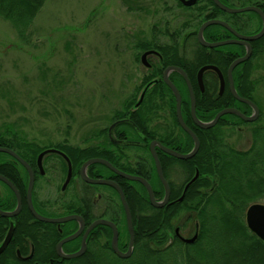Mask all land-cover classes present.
<instances>
[{
	"label": "trees",
	"instance_id": "obj_1",
	"mask_svg": "<svg viewBox=\"0 0 264 264\" xmlns=\"http://www.w3.org/2000/svg\"><path fill=\"white\" fill-rule=\"evenodd\" d=\"M130 6V2L125 0ZM47 0H0V18L9 22L17 33V37L21 40H26L30 34L38 14L42 11ZM211 6L214 5L210 0ZM203 17L196 24V32L201 25L211 19L219 18L216 14H207L205 6L199 9ZM215 10L219 11L216 7ZM243 13L242 15H244ZM247 14V13H246ZM252 16L257 17L255 13L250 12ZM236 14V16H242ZM227 16V14H225ZM252 20V19H251ZM250 22V21H249ZM260 27L254 32L257 34L262 28V21L259 18ZM236 26V25H235ZM237 28V27H236ZM221 26H210L204 33V38L210 42L223 41L228 36V32L224 33ZM200 48V53H197L192 64V68L188 69V77L194 86L197 99V116L203 122L214 120L215 116L225 108H237L246 115H251L252 109L233 98V95L227 87V91L219 95V80L213 71H208L204 76L205 94H202L198 82V69L205 65H215L226 76L229 66L237 58L244 56L245 49L237 45L223 46L216 49H206L197 41ZM254 52L251 59L238 67L234 71V82L238 93L247 99H251L257 104L254 98V93L259 80L254 79V64L253 60L264 53V37L252 43ZM215 77V83L209 82L210 77ZM186 90L188 87L184 84ZM140 91V88L138 92ZM137 102V95L134 96L127 104L124 105L122 111L117 112V118L128 117L130 108ZM258 105V104H257ZM259 106V105H258ZM260 117L253 123L244 122L242 119L234 115H226L222 117L219 123L210 130H202L193 125L191 117V109L188 107L185 120L187 125L193 130L200 142L201 147L197 155L191 160H178L186 168L191 170V174L200 171V178L187 192L184 200L181 203L173 206L172 212L157 210L147 216L141 217L140 221L135 220L137 213L142 216L147 215V212H132L134 216V226L136 227V242L133 255L129 259H120L113 253L111 248L105 252L108 257V262L105 264H247L242 257L251 256L255 260L250 261L251 264H264V241L259 239L246 225V211L254 203L264 202V117L261 106ZM176 99L173 100V116L174 125L181 132V137L173 130V138L164 139L162 134L157 131H150L149 126L144 123L136 122L137 126L146 133L149 139H158L165 143L177 144L179 139L182 141L181 152H189L194 146L193 139L182 130L176 118ZM134 119L133 117H130ZM241 125H249L251 133V142L247 149H239L229 142H226L227 134L224 131L228 127H237ZM150 134V135H149ZM177 135L178 138L174 137ZM167 144V146L169 145ZM0 147L10 148L15 150L26 162L33 168H36L38 156L43 150L49 147H41L35 142L29 141L25 137H21L17 132L8 131L0 135ZM54 147L57 150H64L68 159L73 166L75 176H79L82 165L91 158H106L103 155L101 146L92 145L86 148L75 147L69 143H62ZM161 160L164 176L168 175V157L158 152ZM152 160L151 176L148 178L152 184L155 181L157 186L153 184L156 198L159 200L164 196V188L159 179L154 160ZM62 163V173L65 176L67 173V162L63 158H55ZM116 167L123 171L131 172L130 166L126 161L118 162L109 159ZM10 161L13 163L10 166L0 165V174H4L17 186L21 194L26 196L28 188V173L24 166L15 158L6 154L0 153V162ZM94 168H103L101 165L90 166V174ZM132 170V169H131ZM118 181H130L120 178ZM137 184V183H136ZM123 186V184L121 183ZM124 187V186H123ZM127 193V191L125 190ZM12 194V192H11ZM196 210L198 212H181ZM71 212L68 209L67 212ZM74 213V212H72ZM196 214L197 226L199 229L197 242L193 246L184 245L174 235L175 220H179L184 214ZM124 214V212H123ZM22 219L26 220L27 224L35 226L37 224L44 225L45 223H34L30 215L28 207L25 205L23 211L18 216L17 225ZM0 220H6L0 218ZM1 225V223H0ZM120 233L128 236L127 221L125 214L123 221L119 224ZM76 227V223L70 222L64 226L63 233L59 230L50 233L48 244L51 247L50 256L57 258L55 253V244L69 235L71 228ZM5 232L0 231V243L4 240ZM19 229L15 233L10 246L0 255V264H35L34 261H26L18 258V250L21 255L29 254L20 243ZM30 239L34 246L38 244L41 237L40 232H35V229L29 231ZM111 237V233H110ZM170 240H173V245H169ZM50 242V243H49ZM80 239L64 245L67 252H74L80 246ZM120 249L123 250V241L120 244ZM91 250L85 253L84 256L78 259L58 261L54 264H90L86 260L89 257ZM37 256L34 257L36 259ZM99 260V259H97ZM103 264V263H96Z\"/></svg>",
	"mask_w": 264,
	"mask_h": 264
},
{
	"label": "rangeland",
	"instance_id": "obj_2",
	"mask_svg": "<svg viewBox=\"0 0 264 264\" xmlns=\"http://www.w3.org/2000/svg\"><path fill=\"white\" fill-rule=\"evenodd\" d=\"M127 1L130 6L125 0H47L26 40L17 37L12 25L0 18V135L17 132L49 148L62 143L86 148L108 142L106 132L118 119L117 112L134 96L137 100L140 96L137 85L145 68L139 62L142 48L136 43L151 32L170 28L162 23L166 19H159L166 12L160 0ZM242 16L250 22L241 25L239 32L253 35L260 27L259 20L249 12ZM253 64V77L259 80L254 98L264 117V53ZM180 93L186 117L191 96L184 85ZM172 127L181 134L175 125ZM152 129L157 131L158 126ZM249 129V125L225 128L226 142L247 149ZM127 152L135 154L133 150ZM150 154L144 150L142 155L149 167ZM66 176L61 171L49 175V181L40 180L38 197L72 194V186L60 191ZM47 183L53 184L48 191L44 189ZM153 184L157 186L155 181ZM71 213L57 208L53 216ZM242 258L248 259L247 264L255 260Z\"/></svg>",
	"mask_w": 264,
	"mask_h": 264
},
{
	"label": "flooded vegetation",
	"instance_id": "obj_3",
	"mask_svg": "<svg viewBox=\"0 0 264 264\" xmlns=\"http://www.w3.org/2000/svg\"><path fill=\"white\" fill-rule=\"evenodd\" d=\"M160 1L162 2L164 12L165 11L166 12L163 14L165 17L162 15L160 16L159 19H162V18L166 19V21L165 22L163 21L162 23H165L164 25L170 26V28L168 27L166 29L165 27H163L161 28L160 33L151 32L150 34L146 36L147 39L142 40L141 43H136V46L138 45V46H141L142 48L141 57H140L139 62L145 68V71L144 73L141 74L140 81L138 82V85H137V88H140V91H139L140 96L137 102L132 106V108H130L129 110L130 114L128 115V117H121L117 119L116 121H113V123L111 124V126H109L106 132L108 142L106 144L105 143L101 144L102 146L101 148L103 149V155L106 157L103 159L108 160L111 164L113 163L109 159H112L115 162H118L120 160H122V162L126 161L127 164L130 166L129 168H131L132 170L130 169L131 172H127V171H124V172L144 178L151 184L152 187H153L152 182L148 178H146V177H150L152 174L151 167H149L148 165V160L145 159L144 156L142 155H143L144 150L150 152L149 145L152 144L153 141L161 142L159 139L160 137H158V139H155V140L149 139L148 135L144 133L143 131H141V129L137 126L135 121L138 123L140 122L141 124L146 123L148 126H151V129H149L150 131H154L152 128L158 126V131L162 134L164 139L171 140L173 138L172 133L174 129L172 125H174V116L172 112H173V100L174 98L176 99V97H175V93L173 92V89L171 88V84L175 85V87L180 91L181 87L184 84L187 85V83L186 81H184L185 78L179 71L169 70V69L172 67L182 69L183 71H185V73L188 76L187 70L192 68V64L195 59L194 56H196L197 53H200V48L197 45V41L199 42L198 32L200 28L198 29L197 34H195L196 30L193 28L203 18L200 16L201 12L199 9L205 6L206 9H208V11L206 12L207 14L218 15L219 18L217 19L223 20L229 23V25L235 28L238 32H239V29H241V25L244 26L249 21V18H242L243 16H236V14L226 13L225 11L221 10L219 6L215 4L214 0H212L214 3V5L212 6L210 4V0H160ZM192 1L194 3L191 5L190 3ZM220 1L226 6L233 7V8L255 7V8H258L260 11H262L263 12L262 14H264V0H220ZM216 7L219 8V11L215 10ZM158 11L159 10H155L157 14H158ZM252 13H255V12H252ZM225 14H227V16H225ZM255 14L257 15V17L253 16V18H256L258 20L259 18L261 19L259 14L257 13ZM222 28H223L222 31L224 33L228 32L229 33L228 36H232V38H226L225 40L236 39V37L231 32L226 30L224 27ZM195 45H197L198 48L193 49ZM241 47L245 49V54H246V50H247L246 47L245 46H241ZM195 50L196 52H193ZM147 52L149 53L148 58H147V65H144L141 62L142 56L146 54ZM253 52H254V49H253ZM216 76L219 80V77L217 74ZM233 77H234V73H233ZM225 79H226V86L224 88L225 90L223 94L227 91V87L229 88V91H230L227 74L225 76ZM209 82L211 84H214L215 77L214 76L210 77ZM219 83H220V80H219ZM204 85H205V81H204ZM205 89H206V86H205ZM218 90H219V95H220V86ZM202 94H205V90L204 92H202ZM182 111H183V107H182ZM130 117H133L134 119ZM176 118H177V113H176ZM120 120L131 121L135 126L138 127V129H136V127L132 124L130 125L123 124V125L117 126L116 128L112 130V132H110V128L116 122ZM193 125L198 127L195 124V122H193ZM177 134L178 136H181V134L179 133ZM178 136L176 134L174 135V137L176 138H178ZM124 142L133 143L134 145H131V146L124 145L123 144ZM161 143L162 145H165V146L169 144V142H166V144L163 142ZM167 147L177 152L183 153L180 151V148H182V141L180 139H179V142H177V144L174 145L170 143ZM129 148H135V149H129ZM58 150L64 153V150H61V149H58ZM127 150L135 151V154H133L135 156H133L132 153L128 154ZM159 151L162 152V154L164 153L159 148H157V152ZM191 151L192 150H190L189 152ZM189 152H184L183 154H186ZM164 155L168 157L167 159L168 160L167 161L168 162V165H167L168 175L167 177L166 176L165 177L167 181L169 182V185H170L169 187L171 189V192H170V196H169L170 198H169V201L166 207L162 209H158V210H165V212H172L170 210L173 209V206H175L178 203H181L184 200L188 190L194 184H196V182H198L200 178V175H199L200 171L196 168V171L193 174H191V170H189V168H186L183 165H181L179 162L171 159L174 157L166 153H164ZM48 158L50 159L48 160ZM54 158H63V156H61L58 153H51V154L46 155L43 161L44 174L40 172L41 170L38 168V163L36 165V168H33L31 166L34 171L35 181H36L34 182L35 187L33 190V199H32L33 203L32 204L34 205L37 212L40 215L47 217V218H59V217L53 216V212L57 208H60V209L64 208L66 212L68 209H71V212H74V213H71L72 215L76 214V215L81 216L84 222V230L81 236L78 238L80 239V243H79L80 246L78 250L81 248L83 237L86 234L85 232H87L90 229L92 224H94L96 221H99V220H108L117 226L118 228L117 231L119 232V239L117 241L119 245V249H120V244L123 241L124 249L123 250L120 249V250L126 253V251H128L129 244H130V241H129L130 233L128 231V236H126V234L124 233L121 234L119 224L123 221L124 214L127 211L125 210L123 206V202L121 200L120 194L115 188L111 186H107V185L89 184L81 178L80 174L79 176H75V173L73 172V178L72 180H70L71 182L66 188V190H68L72 186V189H73L72 194L70 193V195L68 196H65V195L59 196L58 194H54V193H46L43 198L38 197V194L36 193V189L38 188V182L42 179L44 180L47 179L49 181L50 179V178L48 179L49 175L59 174L62 170L61 169L62 163L58 160L56 161L52 160ZM181 161H184V160H181ZM12 164L13 163H11L10 161L0 162V165L7 166V167ZM89 169L90 167L87 169V173L90 179L92 178V179L110 180V181L115 182L117 185L121 187V189L123 190L125 194V197H126L125 199L127 201V204L129 206V210L131 213L132 212H147V215L144 214L142 216H140L137 213V215L135 216L136 218L135 220L140 221L139 219H141V217H143L144 219V218H147V216L150 215L151 213L157 212V210H154L151 208L152 204L150 202L147 188H145V186L141 184L140 182H133V181H130V183L122 182V181L120 182L118 181L119 179L117 178L118 177L122 178V177L117 175L110 169H107V167H105V169L94 168L92 170V175L90 174ZM67 170H68V165H67ZM1 175L5 176L4 174H1ZM173 178H177L178 181H175ZM28 182H29V174H28ZM79 182L82 184L81 188H80ZM121 183L123 184L124 187L121 185ZM63 185L61 186V189H60L62 193L66 191V190H62ZM52 186L53 184L47 183V187H44V189L48 191L49 188H52ZM15 187L17 188L16 185ZM17 190L19 191L18 188ZM125 190L127 191V193L125 192ZM19 194H20L21 203H22V208H21V211L19 212V214H21L25 205L29 209V204L27 200V194L25 197L23 194H21L20 191H19ZM164 196H165V191H164ZM164 196L160 200L157 198V200L162 201L164 199ZM181 198L183 199L180 200ZM18 204H19V201H18L17 195L14 192V190L8 184L0 181V210L3 212H14L17 209ZM29 212L35 224L36 223H45V224L44 225L37 224L35 226H31L29 225V223L27 224L26 220L22 219L21 221H19V225L16 226L19 215H17L14 218H6L4 216H1L0 214V218L6 219V220H0V223H1L0 231L5 232L6 234L5 236H7L8 232L13 226V237H14L15 233L19 229L20 243L22 244L23 248L26 251L29 250V254L27 253L24 256L21 255L20 251L18 250V258L22 260L24 259L26 261H34L35 264H54L55 262L62 261L61 257L58 256L57 251H56L57 244L61 240L57 244H55L56 245L55 253L59 259L54 258L53 256H50L51 247L49 246L48 241L50 238L49 236L51 235L49 234L57 230H59V232L62 234L63 233L62 229H64V226H66V224L68 223L66 224L61 223V225L59 226L58 224H52V223L50 224L46 222H41L33 216L30 209H29ZM181 212H198V211L190 210V211H181ZM126 219L127 217L125 214V220ZM132 219H133V226H134L133 213H132ZM73 222L76 223V227L75 228L72 227L71 228L72 232L69 235L65 236L64 238L72 235V233L74 234V232H77L79 230L80 223H78L77 221H73ZM174 223H175V228L173 231V235L178 240H180L182 244L193 246L197 242V240L193 244H188V243H185L182 239L183 238L190 239L194 235L199 234L196 214L195 213L184 214L180 218V220L177 219L175 220ZM31 229H35V232L39 231L41 235V237L38 238L40 240L37 241L38 244L36 246H34L33 241L30 239V236H28L29 231ZM127 229H128V226H127ZM135 229L136 227L134 226V234H135V242H136V230ZM110 233H111V237H110ZM4 240L0 243V246L2 245ZM112 240H113V230L111 227L98 225L92 228L88 232V235L86 237V242H85L87 243L86 253L89 250H91V252L88 253L89 257L86 260V262L90 264H96V263L105 264L106 262H108V257L106 256L105 252L109 249V247L111 248L113 253L116 254V252L112 248ZM173 243H174L173 240H170L169 245H173ZM63 249L65 253H68V254L75 253L78 251L76 250L74 252H67L64 247ZM134 249H135V244H134L132 255L134 253ZM35 256H37L36 259H34Z\"/></svg>",
	"mask_w": 264,
	"mask_h": 264
},
{
	"label": "water",
	"instance_id": "obj_4",
	"mask_svg": "<svg viewBox=\"0 0 264 264\" xmlns=\"http://www.w3.org/2000/svg\"><path fill=\"white\" fill-rule=\"evenodd\" d=\"M215 4L217 6H219V8L223 11H225L226 13L229 14H241V13H247V12H255L257 14L260 15L261 19H262V29L259 33L255 34V35H251V36H245L241 33H239L235 28H233L232 26L229 25V23L223 21V20H219V19H211V20H207L205 21L202 26L199 29L198 32V40L199 43L202 47L207 48V49H216L218 47H223V46H229V45H239V46H245L246 47V54L238 59H236L234 62H232V64L230 65V67L228 68L227 71V79L229 81V87H230V91L233 95V98L236 99L237 101L244 103L248 106H250L253 109V113L252 115L248 116L246 114H244L242 111L238 110L237 108H225L224 110H221L214 118V120L210 121V122H203L201 121L198 116H197V99H196V94H195V89L194 86L192 84V82L190 81V79L188 78L187 74L185 73V71H183L182 69L176 68V67H172L169 70H176L179 71L185 78L184 81H186L187 83V87L191 96V117H192V121L195 122V124L204 130H210L212 128H214L220 121V119L223 116L226 115H234L237 116L238 118L242 119L244 122L247 123H253L255 121L258 120L259 116H260V109H258L259 107L250 99H247L245 97H242L235 86V82H234V78H233V73L234 70L236 69V67H238L239 65L247 62L248 60L251 59L252 54H253V48H252V43L255 41H258L260 39H262L264 37V14H262L263 12L260 11L258 8L255 7H244V8H233V7H229L226 6L225 4H223L220 0H214ZM194 2L192 1L190 4L192 5ZM210 26H221L224 27L226 30H228L229 32H231L236 39H231V40H224V41H218V42H210L208 40H206V38H204V33L206 31V29H208ZM149 53L147 52L146 54H144L142 56V63L144 65H147V58H148ZM168 70V71H169ZM207 71H214L220 80V95L223 94L224 92V88L226 86V79L224 74L222 73V71L220 69H218L217 66L215 65H205L203 66L197 75V80H198V85L200 87L201 92H204L205 90V85H204V74ZM167 77V76H166ZM168 79V78H167ZM171 88L173 89V92L175 93V97H176V113H177V119L178 122L180 124V126L182 127V130H184L187 134H189L191 136V138L194 141V147L192 149L191 152L183 154L180 152H177L165 145H162L161 142L159 141H153L152 144H150V152L153 156L154 162L156 166V170H157V174L158 177L164 187V191H165V196L164 199L162 201H158L154 192L153 187L151 186V184L145 180L142 177L139 176H135V175H131L128 174L118 168H116L113 164H111L108 160L103 159V158H91L90 160H88L87 162H85L81 169H80V176L81 178L89 183V184H93V185H107V186H111L113 188H115L118 193L120 194L121 200L123 202V206L125 208V210L127 212H125L126 217H127V224H128V230L130 233V244H129V248L128 251H126V253L122 252L119 249V245H118V239H119V232L117 231L118 228L115 224H113L112 222L108 221V220H99L96 221L94 224H92V226L90 227V229L85 232L86 234L83 237L82 240V245L81 248L75 252V253H65L63 247L65 244L73 242L74 240L78 239L81 234L83 233L84 230V222L81 216L76 215V214H71V215H66L63 217H59V218H47L44 217L42 215H40L37 210L35 209L34 205L32 204L33 201V190L35 187V174L34 171L32 169V167L30 166V164L28 162H26V160H24L17 152H15V150H12L10 148H6V147H0V153H6L10 156H12L13 158H15L19 163H21L24 168L27 170V173L29 174V185H28V190H27V200H28V204H29V209L32 212L33 216L41 221V222H46V223H52V224H58L59 226L62 224H66L69 222H73V221H77L78 223H80V228L77 232H74V234L72 233V235L62 239L58 244H57V254L59 257H61L62 261H66V260H73V259H77L80 258L82 256H84L87 251V243L86 242V237L88 235V232L98 226V225H103V226H109L112 228L113 230V240H112V248L113 250L116 252L117 256L122 258V259H128L131 257L132 252H133V248H134V244H135V234H134V226H133V219H132V213L129 210V206L127 204L126 201V197L125 194L123 192V190L121 189V187L119 185H117L115 182L110 181V180H105V179H90L88 173H87V169L92 166V165H102L107 167V169H110L111 171H113L114 173H116L117 175L121 176L122 178H125L129 181H133V182H140L141 184H143L145 186V188H147L148 194H149V198H150V202L152 204L153 207L157 208V209H162L164 207H166L168 201H169V196H170V185L169 182L167 181L166 177L164 176V170H163V166L161 163V160L159 158L158 152H157V148H159L161 151H163L164 153L179 159V160H191L192 158H194L199 152L200 147H201V142L198 138V136L193 133V130H191V128L185 123V119L183 116V112H182V107H183V99H182V95L180 93V91L175 87V85L171 84ZM123 124H132L134 125L131 121L128 120H120L118 122H116L111 128H110V132H112V130L114 128H116L119 125H123ZM135 126V125H134ZM136 129H138L137 126H135ZM124 145H134L133 143H129V142H124ZM51 153H58L61 156H63V158L66 160L67 164H68V172H67V177L65 180V183L63 185L62 190H66V188L68 187V185L70 184V180H72L73 178V166L71 161L68 159L67 155L57 149L51 148V149H47L44 150L39 156H38V168L41 170L40 172H42V174H44V166H43V161L46 155L51 154ZM0 181L8 184L16 193L19 204L17 209L14 212H3L0 210V214L1 216H4L6 218H14L17 215H19V212L21 211L22 208V203H21V197L19 194V191L17 190V188L15 187L14 184H12V182L7 178V176H3L0 174ZM194 181V180H193ZM183 198H181L180 200H182ZM246 222L248 225V228L250 229L251 232L254 233V235H256L259 239H261L262 241H264V204L261 203H256L251 205L247 212H246ZM5 240L2 243V245L0 246V255L2 253H4V251L6 250V248L9 246L12 237H13V226L11 227L10 231L8 232V235L5 236ZM198 239V234L194 235L193 237H191L190 239H185L183 238L182 240L185 243L188 244H193L195 243V241Z\"/></svg>",
	"mask_w": 264,
	"mask_h": 264
}]
</instances>
